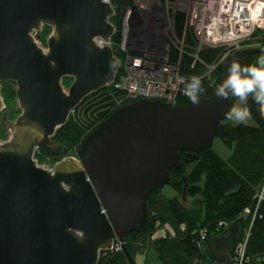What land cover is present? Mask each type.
Here are the masks:
<instances>
[{
  "label": "water",
  "instance_id": "obj_1",
  "mask_svg": "<svg viewBox=\"0 0 264 264\" xmlns=\"http://www.w3.org/2000/svg\"><path fill=\"white\" fill-rule=\"evenodd\" d=\"M129 6V0H111ZM103 0H0L1 82H14L20 113L3 118L9 137L0 141V264H97L102 253L139 231L151 191L180 168L179 151L212 148L231 97L213 93L199 104L141 98L116 108L77 149L76 156L39 164L37 147L52 137L82 99L111 86L121 66L109 40L115 12ZM51 29L45 46L38 33ZM253 49L222 62L248 66ZM71 77V86L63 80ZM186 186L182 201L186 200ZM244 216L206 242L208 256L230 264L244 241Z\"/></svg>",
  "mask_w": 264,
  "mask_h": 264
},
{
  "label": "trees",
  "instance_id": "obj_2",
  "mask_svg": "<svg viewBox=\"0 0 264 264\" xmlns=\"http://www.w3.org/2000/svg\"><path fill=\"white\" fill-rule=\"evenodd\" d=\"M176 21L180 31L183 15L178 14ZM50 32V27L44 26L38 33L42 45L45 46ZM113 39L118 41L119 35L114 34ZM195 40L193 31L187 30L188 51L198 55L193 67L194 58L184 55L182 71L189 76L203 75L207 65L213 64L221 53L219 48L195 51ZM261 51L264 47L253 49L247 56L249 65H256ZM122 71L121 66L115 77L118 78ZM221 71L222 64L202 77L205 91L200 97L215 93L216 85L221 82ZM62 80L64 86L69 87L73 79L65 77ZM15 92L14 83L1 82L6 109L0 114V141L9 135L4 113L7 112L8 120H14L20 111ZM135 100L112 85L90 93L55 132L52 139L57 146L39 148L35 154L38 163L55 164L65 157L76 156L75 152L90 132L116 108ZM231 100L232 104L237 101L232 97ZM189 102L188 97L179 98V103ZM248 108L250 118L246 124H234L227 119L218 125L215 136L229 149L227 155L213 147L191 153V156L189 151H179L182 166L171 168L168 184L151 191L146 202L148 217L142 228L128 234L120 249L112 248L102 253L97 264H137L136 255L143 252L154 253L160 264H205L208 256L206 241L241 216H244L248 232L244 250L248 259L246 264H264V112L251 99ZM185 183L186 198L192 199L189 205L182 201ZM166 187L172 194L164 191ZM202 232L206 233L205 241H202Z\"/></svg>",
  "mask_w": 264,
  "mask_h": 264
},
{
  "label": "built area",
  "instance_id": "obj_3",
  "mask_svg": "<svg viewBox=\"0 0 264 264\" xmlns=\"http://www.w3.org/2000/svg\"><path fill=\"white\" fill-rule=\"evenodd\" d=\"M110 3L111 0H103ZM129 6L112 4L115 12L109 22L115 26L119 40L97 38V43H110L121 61L123 71L112 86L124 90L130 98L159 99L179 103L183 86L177 78L189 75L182 71L184 55L198 60L195 52L188 51L187 30H192L196 45L201 48L221 49L218 59L207 65V76L216 66L236 52L264 47V0H129ZM178 14L184 17L183 28H177ZM118 20V23H116ZM150 27L149 38L142 36ZM179 31V32H178ZM44 46V45H43ZM116 52V53H115ZM120 66V67H121ZM73 113V112H72ZM40 147L36 148L37 154ZM34 154V155H35ZM36 158V155H35ZM37 160V159H36ZM53 170V163H44ZM244 241L233 250L230 264H246ZM202 241L206 233H201ZM119 246H112L120 249Z\"/></svg>",
  "mask_w": 264,
  "mask_h": 264
},
{
  "label": "clouds",
  "instance_id": "obj_4",
  "mask_svg": "<svg viewBox=\"0 0 264 264\" xmlns=\"http://www.w3.org/2000/svg\"><path fill=\"white\" fill-rule=\"evenodd\" d=\"M177 83L183 86V93L193 104H199L200 96L205 89L202 77L191 75L187 78L179 76ZM215 95L220 98H236L228 112L227 118L234 124H246L250 118L249 99L264 112V51L257 58L256 65L242 66L238 60L228 64L227 75L216 85Z\"/></svg>",
  "mask_w": 264,
  "mask_h": 264
},
{
  "label": "rangeland",
  "instance_id": "obj_5",
  "mask_svg": "<svg viewBox=\"0 0 264 264\" xmlns=\"http://www.w3.org/2000/svg\"><path fill=\"white\" fill-rule=\"evenodd\" d=\"M150 27H148V28H146V30L144 31L145 32V34H143V38L145 39V40H147L148 38H149V33H150ZM50 31H51V29H50ZM12 83H14V82H12ZM15 84V83H14ZM15 91H16V85H15ZM238 101H235L234 103H237ZM16 105H17V107H18V102H17V98H16ZM19 108V107H18ZM5 109L6 108H4V110L3 111H5ZM20 110V109H19ZM3 111L1 112V113H3ZM0 113V114H1ZM19 113H20V111H19ZM18 112L16 113V116L14 117V119L17 117V115L19 114ZM9 133L8 134H10V129H9V131H8ZM8 137H9V135H8ZM216 151H218V152H220L222 155H227L228 153H229V149L226 147V146H224V143H222V141L219 139V138H215V140H214V144H213V146H212ZM165 192H167V193H171V191H170V189L168 188V187H166L165 188V190H164ZM172 194V193H171ZM192 201V199H187L186 198V200H185V203L187 204V205H189L190 204V202ZM161 231V233H162V230H160ZM151 255H153V257L155 256L154 255V253H152V252H148L147 253V257H148V262H146V264H158L157 262H156V258H155V260H150L149 259V257L151 256ZM212 261H211V258L209 257V256H207V259H206V263L205 264H213V263H211ZM160 264V263H159Z\"/></svg>",
  "mask_w": 264,
  "mask_h": 264
},
{
  "label": "crops",
  "instance_id": "obj_6",
  "mask_svg": "<svg viewBox=\"0 0 264 264\" xmlns=\"http://www.w3.org/2000/svg\"><path fill=\"white\" fill-rule=\"evenodd\" d=\"M136 263L137 264H146V262H148V257H147V253L146 252H143V253H140L138 255H136ZM156 258V262L158 261L157 260V257L156 255L153 257V255H151L149 257L150 260H155ZM158 263V262H157ZM159 264V263H158Z\"/></svg>",
  "mask_w": 264,
  "mask_h": 264
},
{
  "label": "flooded vegetation",
  "instance_id": "obj_7",
  "mask_svg": "<svg viewBox=\"0 0 264 264\" xmlns=\"http://www.w3.org/2000/svg\"><path fill=\"white\" fill-rule=\"evenodd\" d=\"M116 23H118V20H116Z\"/></svg>",
  "mask_w": 264,
  "mask_h": 264
}]
</instances>
